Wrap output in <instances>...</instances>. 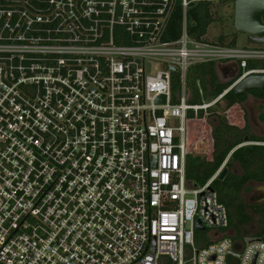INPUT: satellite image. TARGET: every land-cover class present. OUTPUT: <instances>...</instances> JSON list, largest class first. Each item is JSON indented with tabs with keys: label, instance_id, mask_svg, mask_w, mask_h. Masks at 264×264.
<instances>
[{
	"label": "built area",
	"instance_id": "obj_1",
	"mask_svg": "<svg viewBox=\"0 0 264 264\" xmlns=\"http://www.w3.org/2000/svg\"><path fill=\"white\" fill-rule=\"evenodd\" d=\"M177 2L0 0V264H264V232L239 236L212 187L228 159L202 185L186 171L189 111L264 74V45L193 38L192 0L169 39ZM210 61L238 69L193 103Z\"/></svg>",
	"mask_w": 264,
	"mask_h": 264
},
{
	"label": "trees",
	"instance_id": "obj_2",
	"mask_svg": "<svg viewBox=\"0 0 264 264\" xmlns=\"http://www.w3.org/2000/svg\"><path fill=\"white\" fill-rule=\"evenodd\" d=\"M235 8V1L232 0ZM214 0H192L187 9V30L195 39H209L210 27L221 21L213 12ZM235 13V11H234ZM183 20V6L178 0L175 13L169 29V39L177 38L181 34ZM230 35V36H229ZM238 31L231 34H219L211 39L222 45L237 46ZM258 45V44H257ZM254 44L253 46H257ZM260 46H263L260 44ZM248 67L264 68V60H253L248 62ZM179 73L173 74L172 90L177 95L181 83ZM232 84L223 82L217 71L215 62L195 63L190 66L187 73V85L192 92L191 102L198 103L210 101L220 95ZM252 93L257 98L264 99L263 89H253L237 96L230 90L224 99L227 101L226 115H220L216 124L207 122L209 115L215 111L211 107L207 112L191 110L187 118V178L197 185L206 183L221 167L226 159L229 171L223 180L216 178L212 187L218 194L219 200L226 205L229 212L230 224L232 226L248 224L253 220L248 211V205L243 200L242 194L246 184L250 181L264 183V145L246 144L242 145L245 138L249 142H264V136L252 132L243 101L247 94ZM233 119L230 120L229 114ZM206 137L208 140V151L206 157L196 156L191 152V147L196 141ZM239 165L241 172L233 171V167ZM222 183V190L219 185ZM252 212L264 215V206H249ZM264 232V228L262 229Z\"/></svg>",
	"mask_w": 264,
	"mask_h": 264
},
{
	"label": "rangeland",
	"instance_id": "obj_3",
	"mask_svg": "<svg viewBox=\"0 0 264 264\" xmlns=\"http://www.w3.org/2000/svg\"><path fill=\"white\" fill-rule=\"evenodd\" d=\"M232 0H214V6H213V12L215 15L218 17H221V21H218L214 23L208 32V37L213 39L214 37H217L219 34H231L235 30L234 27V11L235 8L232 4ZM230 36V35H229ZM239 47L242 46H253L251 42H249L248 35L242 32H239L238 35V44ZM257 45V44H256ZM257 46H260L258 44ZM225 65H222L221 69V74H220V79L223 82L230 81L231 76L234 73L226 72L223 70ZM227 66V65H226ZM249 106H251V113H252V118H259L260 121L264 122V101L261 103L262 105L260 106L257 103V99L253 97V95H247V99L245 101ZM226 106H227V101L225 99H222L220 103H218L216 106L213 107L217 112L213 111L209 117L207 122L210 124H216L218 121V117L220 115H226ZM257 115H260L259 117ZM228 117V116H227ZM230 120L233 119L232 114H229ZM264 132V131H263ZM207 151H208V140L206 137L196 141V143L191 147V152L196 155V156H201V157H206L207 156ZM233 171L240 173L241 168L239 165L233 167ZM220 190H222V183L219 185ZM244 202H246L248 205H252L255 203H259L262 199H264V183H257L255 181H250L247 183L245 190L243 191L242 194ZM248 211L252 214L251 216L253 217V220L244 225H236V231L238 235H245V234H253L255 236H258L262 232V229L264 228V222L262 221L263 219V214L261 213H254L251 210L248 209Z\"/></svg>",
	"mask_w": 264,
	"mask_h": 264
},
{
	"label": "water",
	"instance_id": "obj_4",
	"mask_svg": "<svg viewBox=\"0 0 264 264\" xmlns=\"http://www.w3.org/2000/svg\"><path fill=\"white\" fill-rule=\"evenodd\" d=\"M234 27L236 31L249 35V38L254 43L264 44V0H236ZM171 69L176 71V67H172ZM217 71L220 76L221 68L218 66ZM253 89L264 90V74H251L247 76L237 83L232 88V91L237 96H240ZM164 99V96L160 97V100ZM249 140L247 136L244 141L248 142ZM228 171V167L224 166L217 178L223 180L228 174ZM197 227L198 229H202L200 222Z\"/></svg>",
	"mask_w": 264,
	"mask_h": 264
},
{
	"label": "flooded vegetation",
	"instance_id": "obj_5",
	"mask_svg": "<svg viewBox=\"0 0 264 264\" xmlns=\"http://www.w3.org/2000/svg\"><path fill=\"white\" fill-rule=\"evenodd\" d=\"M248 39H249V42H251L252 44H256V43H254L250 38H249V35H248ZM261 45H264V44H261ZM222 69V68H221ZM237 65L236 64H228L227 66L225 65L224 66V68H223V70H225L226 72H230V73H235L236 71H237ZM249 92V91H248ZM253 95L252 93H248L247 95ZM254 96V95H253ZM254 98L255 99H257V101H259V102H263L264 101V99H261V98H257L256 96H254ZM246 99H247V97H246ZM246 99L243 101V106L245 105L244 104V102L246 101ZM246 103V102H245ZM246 105H247V103H246ZM244 108H245V110H246V113H247V118H248V121H249V119H250V115H249V111L247 110V108H246V106H244ZM252 115V114H251ZM249 183V182H248ZM247 185V184H246ZM246 203V202H245ZM246 205H248L247 203H246ZM252 205H258V206H264V199H262L259 203H255V204H252ZM249 206H251V205H248V209L249 210H251L250 208H249ZM262 221L264 222V216H263V219H262ZM241 225H244V224H241ZM234 228H235V230H236V227L234 226Z\"/></svg>",
	"mask_w": 264,
	"mask_h": 264
},
{
	"label": "crops",
	"instance_id": "obj_6",
	"mask_svg": "<svg viewBox=\"0 0 264 264\" xmlns=\"http://www.w3.org/2000/svg\"><path fill=\"white\" fill-rule=\"evenodd\" d=\"M254 97V96H253ZM257 103L261 106L262 104L257 101ZM243 104V103H242ZM244 106H246L247 110L249 111V115H250V119H249V124L251 125V129H252V132H254L255 134L257 135H261V136H264V122L260 121V115H257L259 118H252V113H251V106H249L248 104L246 105V103L244 102Z\"/></svg>",
	"mask_w": 264,
	"mask_h": 264
}]
</instances>
